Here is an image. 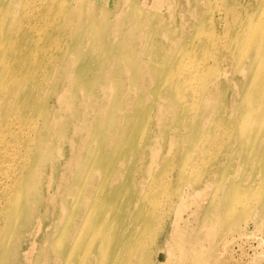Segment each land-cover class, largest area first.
I'll list each match as a JSON object with an SVG mask.
<instances>
[{"label":"bare ground","instance_id":"1","mask_svg":"<svg viewBox=\"0 0 264 264\" xmlns=\"http://www.w3.org/2000/svg\"><path fill=\"white\" fill-rule=\"evenodd\" d=\"M162 150L206 166L152 251L129 187ZM241 239L224 264H264V0H0V264H217Z\"/></svg>","mask_w":264,"mask_h":264},{"label":"rangeland","instance_id":"2","mask_svg":"<svg viewBox=\"0 0 264 264\" xmlns=\"http://www.w3.org/2000/svg\"><path fill=\"white\" fill-rule=\"evenodd\" d=\"M217 138L215 134H212L207 139ZM224 139V136L219 137ZM195 150V151H194ZM190 156H198L199 160L203 157L204 153L201 151V148H193L188 151V148L184 150V153ZM226 153V149L213 148L206 152V161H210L213 158L220 159ZM230 155L233 152H228ZM160 155V153H159ZM162 155L165 157L166 161L162 159L160 164L162 168L153 173L152 175L145 174L144 177L137 176L135 177L136 183L130 185L129 189L133 193V196L136 195L140 198L141 202L144 203L146 207V213L149 214L148 221V230L146 232L148 245L152 251L157 250L158 245H162L165 237L168 236L171 228L173 227L174 217V204L178 202V195L174 194V191L190 190L191 188L198 187L203 180L204 171L203 167L206 165L204 162L200 164H189L192 169L182 168L174 160L178 158L179 151L172 150L169 153H164L162 150ZM198 160V159H197ZM214 161V160H212ZM143 177V178H142ZM160 178L163 179L161 183ZM125 179H127L130 184L133 180V175L125 174ZM136 179H142L141 185H137ZM191 180V183L189 182ZM157 182V183H156ZM190 183V185H189ZM140 184V183H139ZM123 204V202H122ZM145 221L144 219L142 220ZM132 233V231H131ZM138 233V231H137ZM233 234V231H231ZM242 239L238 241V244H233L232 242H224L218 244V250L216 251L215 256L218 259L216 262L219 264L220 258L225 256V260H230V251L233 249L234 253L239 255V244L241 245ZM240 257H238L239 259ZM224 264V258L221 260L220 264ZM231 264H235L231 260Z\"/></svg>","mask_w":264,"mask_h":264}]
</instances>
